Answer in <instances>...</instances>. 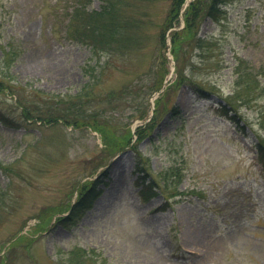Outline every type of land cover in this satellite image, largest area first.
Segmentation results:
<instances>
[{"label": "rangeland", "instance_id": "1", "mask_svg": "<svg viewBox=\"0 0 264 264\" xmlns=\"http://www.w3.org/2000/svg\"><path fill=\"white\" fill-rule=\"evenodd\" d=\"M63 1L0 0V54L17 50L0 90V264H72L80 251L81 264H264V171L239 127L264 132V91L238 122L220 108L238 58L264 72V0L221 3L198 26L210 40H182L175 56L181 13L159 42L170 0H121L122 38L96 53L62 36ZM176 66L202 89L174 83ZM150 176L165 191L144 201Z\"/></svg>", "mask_w": 264, "mask_h": 264}, {"label": "trees", "instance_id": "2", "mask_svg": "<svg viewBox=\"0 0 264 264\" xmlns=\"http://www.w3.org/2000/svg\"><path fill=\"white\" fill-rule=\"evenodd\" d=\"M120 1L121 0H102V4H100L98 9H87L89 0H75V2L71 4L72 8L67 9V0L63 1L60 8L66 16L64 18L65 20L63 19L62 21V36L69 40L89 45L92 53L99 52L101 49L108 48V50H110L114 42L122 38L121 31L127 23L123 17L124 13L120 6ZM184 1L185 0H170L168 14L159 34V42L161 46H164L165 31L176 24L175 22H178V16L181 13L183 25L179 29L173 28L169 31L171 36V50L174 56L176 52H178L180 47L179 44L182 40L187 44H192L197 47H203V44H206L210 40V38H203L198 35L199 23L204 16H208L211 20L217 21L224 12L221 6L226 0H209L205 4H202V0H189L180 12ZM16 54L17 50L10 46L7 51H2L0 54V90L5 89L7 86L12 87L6 83H9V67L15 59ZM175 63L177 65V61ZM166 69L167 68L163 69V73L159 74L154 88L160 86ZM175 70L176 75L173 80L174 83H188L197 90L202 89L201 84H199L200 82L187 77L178 66H176L174 71ZM235 71L236 77L232 81L231 90L228 96L223 98V102L220 103V108L223 114L238 122L239 119L234 115V112H236L240 106L250 108L251 103H256L257 96L261 95L264 91V76H261L262 73L264 75V72L260 67L255 68L243 58L237 59ZM13 87H15V85ZM35 111L36 109L32 112L31 108H27L23 105L20 108L21 116H23L24 119H32V113L36 114ZM0 119L1 121H6L1 113ZM65 120L69 121L67 117H65ZM255 123L264 131V108H258L256 110ZM247 125L255 136L256 141L254 149L256 161L260 169L264 171V132L254 129L251 121L242 118L239 127L244 128ZM138 171L141 173L147 172V167H144L143 170L138 168ZM142 178L143 177H141L140 182L141 185L138 188V195L142 200L145 201L165 191V186L159 184L153 176H150L147 181ZM86 187L87 186H84L80 189V193L76 200L77 203L83 200L86 191L94 188V184L91 186L88 185V188ZM73 253L77 254V256L74 255V262L72 264H81L85 256L83 251Z\"/></svg>", "mask_w": 264, "mask_h": 264}]
</instances>
